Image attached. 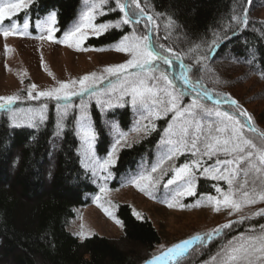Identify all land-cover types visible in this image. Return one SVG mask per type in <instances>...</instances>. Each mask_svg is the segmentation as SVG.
Masks as SVG:
<instances>
[{
    "label": "trees",
    "instance_id": "16d2710c",
    "mask_svg": "<svg viewBox=\"0 0 264 264\" xmlns=\"http://www.w3.org/2000/svg\"><path fill=\"white\" fill-rule=\"evenodd\" d=\"M139 2L144 15L153 18L154 40L158 36V43L172 48L181 57L183 64L191 69L188 73L190 79H199L201 91L207 90L214 99L221 101L234 99L250 114L246 106L248 100H239L229 89L235 85L240 87L249 78L264 84V21L251 16L254 7L249 6L247 0ZM82 5L83 0H35L26 10L5 21L4 27L11 26L13 22L22 24L26 19L33 24L53 12L56 17V36L61 38L77 19ZM114 8V0H109L102 7L107 14L101 15L97 23L117 21L121 13L112 11ZM245 8L249 9L246 27L233 19L234 16L243 18ZM169 20L172 21L171 27L168 26ZM31 31L34 33L32 28ZM145 32L144 27L136 26V34L143 35ZM132 33L131 25L122 26L119 30L109 29L99 37L88 38L85 48L108 49L115 46L124 35ZM197 60L199 63H196ZM160 68L164 70L167 66L161 63ZM173 72L178 74L175 64ZM155 75L159 76V72ZM112 92L106 95L108 103L103 107L97 102L96 105L92 99L86 101L89 104L90 120L98 134L96 152L104 156L108 151L110 141L105 129L106 123H117L119 137L136 132L144 124L148 128L145 135L119 152L113 171L117 176L129 169L146 168L150 171L159 164L169 147L160 145L162 139H168L165 129L173 123V113L155 119L146 110L138 111L128 94L116 104L115 88ZM191 99V96L183 98L182 104L188 105ZM79 102L71 104L63 118L64 109L62 107L58 110L55 102H25L13 106L36 110L38 121L39 109L46 105V119L38 123L37 127H29L27 118L21 114L22 126L13 128L10 126L11 114L0 112V264H142L161 242L152 223L145 218L136 219L128 205H119L117 208L116 216L123 229L122 240L118 243L99 236L78 240L67 231V222L73 218V210L88 206L90 200L85 195L95 193L80 166L76 152L78 140L75 130ZM202 102L209 108L232 113L242 123L247 122L240 115L239 108L216 106L205 98H202ZM110 103H114L113 108H104ZM201 116L204 114L200 113L197 119ZM250 116L257 133H264L259 121L253 115ZM58 122L64 125L62 133L57 129ZM209 122L215 126L218 118L213 114L203 120L205 132ZM152 125H155V130H152ZM244 134L259 143L257 134L247 129ZM220 158L223 159V155ZM196 159L201 157H194L191 149L174 157L177 167ZM215 160L216 157L211 160L203 157L202 167L214 166ZM196 175V194L186 199L188 204L198 202L204 205L203 197L216 194L222 196L216 192V187H220L222 192L229 190L224 180H212L202 172ZM238 180L243 182V175ZM117 186H120L119 183L111 185L113 188ZM248 223L234 230L225 229L216 240L201 246L205 253L200 259L190 252L178 264H200L219 248L217 245L211 247L213 242L219 239L229 241L240 234L253 233L250 229L260 231L264 216H258Z\"/></svg>",
    "mask_w": 264,
    "mask_h": 264
},
{
    "label": "snow or ice",
    "instance_id": "6c2138e0",
    "mask_svg": "<svg viewBox=\"0 0 264 264\" xmlns=\"http://www.w3.org/2000/svg\"><path fill=\"white\" fill-rule=\"evenodd\" d=\"M89 0H85L86 5ZM115 8L112 11H119L120 18L115 22H105L96 24L93 21L97 15H106L107 12L101 11L102 7L109 3V0H91V7L83 12L81 20L73 30L68 31L61 43L68 44L69 47L75 44L77 50H81V44L88 38L85 29H89L91 33L97 37L107 32L109 29H121L122 26L131 25L133 27L132 35H124L115 45L114 50L120 53L128 54L131 58L126 62L107 66L103 69L104 73L112 76L123 75L120 80L122 86V94L131 95L132 104L138 111L146 110L155 119L162 118V115L173 113L172 121L165 129L168 139H162L160 146H169L166 148L160 163L164 160H170L173 157L183 154V151L191 149V154L200 156L201 159L186 162L184 165L175 168L172 178L168 179L164 184L167 189L169 186L175 185L176 203L180 208L186 207L179 204L180 197H190L196 194V184L194 176L198 172H202L212 180H224L229 185L227 192H222L220 187H216V192L220 193L223 199H217L209 196L207 199L213 204L214 211H220L221 207L231 209L229 215L239 212L247 205H256L264 202V133L259 135V143L253 138L247 137L244 130L255 133L257 130L252 127V117L246 110H241L240 115L246 117L247 122L242 123L235 115L227 111H221L219 108L212 109L207 107L202 98L213 101L219 105L221 100L214 99L207 90L201 91L202 85L199 79H190L188 73L190 68L186 67L181 61V57L174 52L172 48L165 47L164 44L158 43L159 37L154 40L152 30L145 25L147 31L143 35L136 34V26L139 25L144 17V9L139 0H114ZM30 0H0V35L8 37L10 35L26 34V31H17L15 24L12 27L4 28L3 22L11 20L20 10L28 7ZM135 5V7H131ZM247 4L251 6L252 0H247ZM248 8L244 9L243 18L234 16L233 19L238 23L247 26ZM149 23H153L151 16L146 17ZM50 20L55 23V13L51 14ZM168 26H172L169 20ZM29 23L26 20L23 24L24 30H27ZM47 35H41V40H54L52 27H48ZM215 43V41H214ZM6 47V51H7ZM211 50V49H210ZM192 51L191 49L189 50ZM180 61V71L178 74L173 72L174 59ZM206 59V57H205ZM166 65L167 68L161 70L160 64ZM196 63H199L197 60ZM43 67V62H42ZM138 70L132 71L129 70ZM159 72V76L155 73ZM105 79L104 76H97L95 72L82 76L79 81L72 80L70 82H61L59 87L49 90L39 91L33 95L36 85L29 86L27 98L29 100H39L40 98H49L57 101V109L62 107L64 112L62 118L67 115V108L71 107L67 103L73 96H80L81 103L80 115L76 117L77 134L82 144L85 145V151L91 150L93 142L97 138V133L90 123L87 104L83 100L85 94L90 93L95 96L96 86L101 84ZM161 82H163L161 84ZM79 84V89H75V85ZM191 96V102L183 105V98ZM230 99V98H229ZM21 100L19 95L0 96V112L10 113V126L20 127L21 114L27 118L29 127H37L38 123H43L46 119L44 115L46 105H42L39 109V117L37 121L36 110L19 109L13 106ZM64 101L62 105L60 102ZM97 103L102 107L107 101L102 102L97 99ZM230 103L239 108L237 101L230 99ZM109 106H112L109 104ZM203 113L200 119H197ZM215 115L218 118L217 124L214 126L211 122L207 125L205 132L203 120L206 117ZM57 129L60 133L64 130V125L57 123ZM194 129V130H193ZM140 129H136L139 131ZM148 128L145 126L144 131ZM155 130V125H152ZM215 133V134H213ZM124 139L121 136L113 145L112 152L121 144ZM158 146V147H160ZM112 152L109 153V159L99 165L101 169L106 170L107 166L113 161L111 160ZM223 155V159L220 156ZM203 157L211 160L216 157L215 165L202 167ZM160 167L156 165L152 167V173H155ZM243 175L244 180L240 182L238 177ZM147 181V183H145ZM132 185L145 195L151 196V190L155 187V182L151 176L141 175L133 178ZM101 191H105L101 188ZM168 207H173L172 202H167ZM196 206H200L197 204ZM102 207V206H101ZM105 215L112 217L113 213L108 208H102ZM133 215L142 219L138 212ZM254 216H264V208L251 214V216H241L236 221H228L209 233L196 234L191 238L177 242L167 247L159 255L154 256L145 264H178V261L185 257L195 244L206 246L208 243L220 236L225 229H230L235 223H242L245 219H251ZM119 225L121 222L116 219ZM254 232V229H250ZM79 235L83 238L84 233ZM163 247V246H162ZM214 264H264V225L260 226L259 234L244 235L240 234L234 237L224 245L221 250L212 257Z\"/></svg>",
    "mask_w": 264,
    "mask_h": 264
},
{
    "label": "rangeland",
    "instance_id": "374dc122",
    "mask_svg": "<svg viewBox=\"0 0 264 264\" xmlns=\"http://www.w3.org/2000/svg\"><path fill=\"white\" fill-rule=\"evenodd\" d=\"M33 1L34 0H30L29 5ZM26 2H28V0H26ZM260 3H263V5ZM251 6L254 7L251 16L255 19L264 21V0L252 1ZM28 7L23 8L16 15L26 10ZM89 7H91V0H89L87 5L85 0H83L79 16L71 26L70 31L82 22V14L87 11ZM101 11L103 10L101 9ZM51 14H53V12L48 14L46 18L34 22V28L37 31L36 37L30 35L32 25L28 19H26L29 23L27 30L23 28V24L26 20H24L22 24L13 22V24L17 26V31H26L25 35H10L8 37L0 35V96L19 95L21 100L17 103H57V101L53 99L43 97L39 100H29L27 98L29 86L33 84L36 85V88L33 90V95H35L39 91L59 87V83L61 82H70L72 80L79 81L82 76L95 72L97 76H104L105 79L101 84L96 86L97 94L95 96L90 93L85 94L83 97L85 103L87 104L86 101L91 99L96 105L97 99L105 102L108 100L106 95L113 94L112 90L115 88V102L119 104L120 100H123L125 97V94H122V86L120 84V80H122L124 76L120 75L118 78L117 76L104 73L103 69L107 66H115L124 63L131 57L128 54L115 51V46L104 50L85 48V42L88 38L97 37L93 35L89 29H85L88 38L81 44V50H77L74 43L72 47H69L66 43H61L60 41L64 39L65 35L62 38L56 36L55 23L50 20ZM99 16L100 15L96 16L93 21L94 23H96ZM144 17L145 19L142 20L139 25L145 28L147 24L148 28H150L151 23L147 21L146 16ZM12 25L3 27L10 29ZM49 26L54 29V40L39 39V36L48 34L46 29ZM6 47L8 49L7 51ZM129 71L132 72L136 70L132 69ZM75 89H79V84L75 85ZM229 91L236 94L241 101L242 99L248 100L246 106L251 111L250 114L253 115L264 128V84L257 81L255 78H249L240 87L236 85L232 86ZM129 96L131 98V95ZM81 99L80 96H73L67 103L71 105L75 103V101H80V105ZM60 103L63 105L65 102L61 101ZM88 105L89 104H87V110ZM110 105H112V108L114 107V103H110ZM104 108L110 109L111 107L107 104ZM79 115L80 108H78L77 116ZM105 126L110 137V144L108 152L104 156H100L96 152L98 134L96 140L93 142L91 150L86 152V146L82 144L78 137L76 124L75 132L78 140L76 152L79 156L80 166L88 176L89 182L96 189V196L91 198L92 204L87 208H75L73 211V218L67 222V231L73 234L77 239L83 240L96 235L105 237L116 243L120 242L123 237V230L120 225L121 223L118 225L115 222L117 219L115 213L119 205H128L132 213L138 212L142 219H148L160 236V244L154 248L152 254L145 260L147 261L177 242L191 238L196 234L209 233L228 221H236L241 216H251L252 213L264 208V203L260 202L252 207H244L239 212L229 215L231 209L224 207H221L220 211H214L213 204L207 199L208 196L202 199L204 200V205L198 202L188 204L189 201L187 200L193 196L176 198L179 204L186 205V207L180 208L176 200L173 199L175 195L171 197L170 200H167V202H172L174 206L171 208L168 207L167 203L164 201L166 196L164 189L170 190L171 192V187L175 185L169 186L166 189L164 184L167 182L169 176L172 178L174 174L173 170L175 169V163L173 161L166 159L162 164L159 162L160 167H158L155 173L149 171L150 173L143 172L139 175L151 176L153 178L155 187L151 190V196L145 195L130 182L140 173L139 168L133 170L129 169L120 176H117L113 171L116 166L118 153L122 149L130 147L135 141H138L145 134L144 128L146 125L144 126L143 124L138 128L140 130L134 132L132 135L123 136L124 139L121 141V144L116 147L114 152H112L113 145L116 140L120 138L117 133L119 132L117 123L115 121L108 122ZM110 152H112L111 160L113 162L107 166L106 170L101 169L99 165L109 159ZM196 177L197 175L193 178L194 182L196 181ZM114 182L121 184L122 187L111 188L110 186ZM145 183H147V181H145ZM101 188H104L105 191H101ZM91 196V194L85 195V197ZM213 197L221 200L223 199L219 194ZM197 204L200 206H196ZM102 208H108L113 213L112 217L105 215ZM135 217L137 218V216ZM256 217L258 216L245 219L242 223H235L231 230L244 224H249L248 222H252ZM259 221L260 220L257 222ZM81 232L84 233L83 238L79 235ZM259 232L260 231L246 233L245 235L259 234ZM227 241L226 239H219L213 242L210 246L217 245L219 248L200 264H214L212 257L227 244ZM201 246L203 245L195 244L194 247L190 249L189 253L191 252L194 257L200 259L203 253H205ZM145 261L142 264H145Z\"/></svg>",
    "mask_w": 264,
    "mask_h": 264
}]
</instances>
